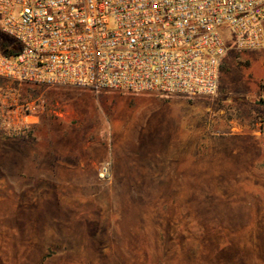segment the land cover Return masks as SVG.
Masks as SVG:
<instances>
[{"label":"rangeland","instance_id":"obj_1","mask_svg":"<svg viewBox=\"0 0 264 264\" xmlns=\"http://www.w3.org/2000/svg\"><path fill=\"white\" fill-rule=\"evenodd\" d=\"M0 88L38 105L0 113V264H264V47L213 96Z\"/></svg>","mask_w":264,"mask_h":264},{"label":"built area","instance_id":"obj_2","mask_svg":"<svg viewBox=\"0 0 264 264\" xmlns=\"http://www.w3.org/2000/svg\"><path fill=\"white\" fill-rule=\"evenodd\" d=\"M0 79L93 91L213 96L231 49L264 47V0H0ZM38 105L0 88L5 126L18 131ZM257 134L264 148V121Z\"/></svg>","mask_w":264,"mask_h":264},{"label":"trees","instance_id":"obj_3","mask_svg":"<svg viewBox=\"0 0 264 264\" xmlns=\"http://www.w3.org/2000/svg\"><path fill=\"white\" fill-rule=\"evenodd\" d=\"M2 33V31L0 30ZM5 36V39H3V42L1 43V51L0 53L6 55V56H13L18 54L19 52V46L18 44L8 36H6L4 33H2Z\"/></svg>","mask_w":264,"mask_h":264}]
</instances>
